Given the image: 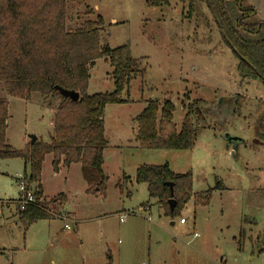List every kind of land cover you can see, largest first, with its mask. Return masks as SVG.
<instances>
[{
    "label": "rangeland",
    "instance_id": "obj_1",
    "mask_svg": "<svg viewBox=\"0 0 264 264\" xmlns=\"http://www.w3.org/2000/svg\"><path fill=\"white\" fill-rule=\"evenodd\" d=\"M195 4L191 15L175 0L162 8L147 7L145 0L67 4V29L100 17L99 45L127 44L144 76L135 75L123 90L119 98L124 103L104 109L109 137L104 192L85 193L79 166L54 174L46 156L41 182L52 219L24 231L17 218L23 162L0 160V264H264V86L259 80H240L237 60L214 17L203 3ZM227 4L234 21L237 10L232 1ZM245 5L256 11L247 22L264 23V0H245ZM241 34L264 38V32ZM111 73L106 61L96 60L89 68L87 94L112 93ZM237 96L244 99L239 116L234 113ZM0 100L8 105V145L22 150L31 136L50 142L60 95L33 93L24 101L7 95L0 83ZM149 100L172 103L177 130L189 114L195 130L190 150L133 147L134 119ZM164 164L175 174L191 173L193 194L213 189L209 205L194 206L191 198L172 220L156 205L143 206L153 201L146 185L135 183V171ZM63 193L70 201L61 210Z\"/></svg>",
    "mask_w": 264,
    "mask_h": 264
},
{
    "label": "trees",
    "instance_id": "obj_2",
    "mask_svg": "<svg viewBox=\"0 0 264 264\" xmlns=\"http://www.w3.org/2000/svg\"><path fill=\"white\" fill-rule=\"evenodd\" d=\"M75 1L0 0V83L7 95L24 101H30L33 93L55 97L59 96L55 87L79 95L77 102L61 97V104L53 114V137L49 143L36 140L22 150L7 144L8 105L0 100V160L23 162L25 170L19 182H25L36 199L35 204L17 211L24 231L38 221L52 219L41 200L40 177L46 156H51L55 172L60 165H79L87 193L105 191L107 177L103 172V153L108 142L104 136V109L107 105L124 103L119 98L123 90L135 75L144 76L139 60L131 57L127 44L114 49L99 45L100 17L96 21H84L73 30L67 29V4ZM170 1L145 0V4L162 8L169 7ZM175 1L182 7L187 6L188 15L194 13L195 3H203L216 19L224 44L237 60L240 80L255 79L264 86V38L250 39L241 34L258 36L264 32L263 22H247L256 15L253 7L246 6L245 0H230L238 13L233 21L228 13L229 0ZM100 59L112 68L114 90L88 95L89 68ZM243 102L242 97L234 99L237 116ZM145 104L134 119L139 149L185 151L194 146L195 130L188 113L177 130L172 121L174 107L170 101L149 100ZM134 181L146 185L149 199L155 200L163 216L171 220L179 216L191 198L194 206L207 207L213 191L208 189L193 194L191 173L175 174L167 164L137 168ZM31 184L36 185L35 189ZM167 184H172V196ZM217 187L222 189L220 183ZM170 199L176 202L172 212L168 204Z\"/></svg>",
    "mask_w": 264,
    "mask_h": 264
},
{
    "label": "crops",
    "instance_id": "obj_3",
    "mask_svg": "<svg viewBox=\"0 0 264 264\" xmlns=\"http://www.w3.org/2000/svg\"><path fill=\"white\" fill-rule=\"evenodd\" d=\"M135 134H136V128H135V130L134 131H132V141L135 143L134 144V148H138V144L136 143V141H135ZM104 136L106 137V139H107V142H108V144H107V147H106V149H108V147H109V137L106 135V133H105V129H104ZM36 140H38L37 139V137H36ZM27 144H29V143H27ZM27 144H25V145H27ZM106 149L104 150V152L106 151ZM103 157H104V153H103ZM72 166H74V165H71V166H69V167H65V166H63V165H60L59 166V168H58V171H53V173L54 174H57L59 171H62V169L64 168V169H66L67 171H69V169L72 167ZM75 166H79V165H75ZM25 170V169H24ZM24 170H23V172H24ZM136 172V171H135ZM134 178H135V174H134ZM130 185H132V181H131V179L129 178V182H128ZM40 186H41V188H42V197H43V201H45V198H46V194H45V190H44V186H43V184H42V182H41V177H40ZM87 189H88V187H87V185H86V189H85V193H87ZM64 194V193H63ZM87 194H89V193H87ZM20 195V194H19ZM131 195V193H128V196H130ZM150 200H152L153 202H150V201H148L147 203H144V204H142L143 206H147V209H151V207H153V206H157L158 207V209H159V206L156 204V202H155V200H153V199H150ZM70 201V199H69V197H67V195H65L64 194V197L62 196V203H61V210H63V206H64V204H66V203H68ZM141 205V206H142ZM160 210V209H159ZM69 216H68V219H70V217L72 218V216H71V214H69V213H67ZM17 218H18V216H17ZM18 222H19V220H18ZM74 222V221H73ZM20 223V222H19ZM75 223V222H74ZM180 223V222H179ZM36 224V223H35ZM35 224H33V225H35ZM175 223L173 222V223H171V225L173 226ZM186 224V222H184V223H180V225H185ZM240 235V234H239ZM8 259V258H7Z\"/></svg>",
    "mask_w": 264,
    "mask_h": 264
},
{
    "label": "built area",
    "instance_id": "obj_4",
    "mask_svg": "<svg viewBox=\"0 0 264 264\" xmlns=\"http://www.w3.org/2000/svg\"><path fill=\"white\" fill-rule=\"evenodd\" d=\"M19 189V200H18V209L20 211L24 210L27 206L33 205L36 203V199L33 195V192L28 190L26 187L25 182H19L18 184ZM63 220V219H61ZM123 216L119 217V221L123 222ZM185 221L183 219L180 220V223H184ZM65 229H69L67 225L64 226Z\"/></svg>",
    "mask_w": 264,
    "mask_h": 264
},
{
    "label": "water",
    "instance_id": "obj_5",
    "mask_svg": "<svg viewBox=\"0 0 264 264\" xmlns=\"http://www.w3.org/2000/svg\"><path fill=\"white\" fill-rule=\"evenodd\" d=\"M213 19H214V22L216 23V19H215V18H213ZM226 42H227L228 46H229L230 48H232L231 45H230V43H229L228 41H226ZM232 50L234 51L233 48H232ZM55 90L58 92V94H59L61 97L65 98V99H69V100L72 101V102H77L78 99H79V95H78L77 93L73 92V91L63 90V89H61V88H59V87H55ZM226 138L228 139L229 137L226 136ZM35 141H36V137H35V136H31V137H30V144H31V145L34 144ZM231 141H232V140H231ZM167 186L169 187L170 195L172 196V195H173L172 184H167ZM168 204H169L170 211L172 212L173 209H174V206L176 205L175 200L170 199V200L168 201Z\"/></svg>",
    "mask_w": 264,
    "mask_h": 264
}]
</instances>
